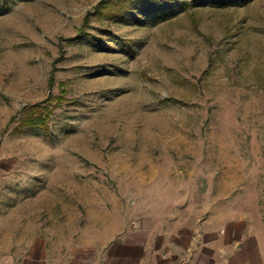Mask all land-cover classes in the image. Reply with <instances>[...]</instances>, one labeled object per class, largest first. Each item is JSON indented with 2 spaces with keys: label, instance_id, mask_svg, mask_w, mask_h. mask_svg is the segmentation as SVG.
I'll list each match as a JSON object with an SVG mask.
<instances>
[{
  "label": "rangeland",
  "instance_id": "rangeland-1",
  "mask_svg": "<svg viewBox=\"0 0 264 264\" xmlns=\"http://www.w3.org/2000/svg\"><path fill=\"white\" fill-rule=\"evenodd\" d=\"M237 1L146 26L133 0H0V264L171 219L264 241V0Z\"/></svg>",
  "mask_w": 264,
  "mask_h": 264
},
{
  "label": "crops",
  "instance_id": "crops-1",
  "mask_svg": "<svg viewBox=\"0 0 264 264\" xmlns=\"http://www.w3.org/2000/svg\"><path fill=\"white\" fill-rule=\"evenodd\" d=\"M240 223L144 224L112 242L72 247L71 264H264V241Z\"/></svg>",
  "mask_w": 264,
  "mask_h": 264
},
{
  "label": "trees",
  "instance_id": "trees-1",
  "mask_svg": "<svg viewBox=\"0 0 264 264\" xmlns=\"http://www.w3.org/2000/svg\"><path fill=\"white\" fill-rule=\"evenodd\" d=\"M136 3L125 4L124 10L126 18H133L136 22L143 25H155L165 20H169L177 16L181 11L193 4L210 2L214 6H227L230 4L238 3L237 0H135ZM142 5V6H140ZM108 7L102 9L107 10ZM110 10V9H109ZM117 11V9H116ZM118 15L121 16V13ZM139 11V12H138ZM112 14L110 11L104 14ZM30 124V121H27Z\"/></svg>",
  "mask_w": 264,
  "mask_h": 264
}]
</instances>
